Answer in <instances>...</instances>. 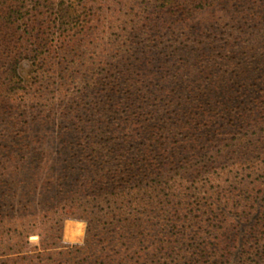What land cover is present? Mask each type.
Wrapping results in <instances>:
<instances>
[{
	"label": "trees",
	"instance_id": "obj_1",
	"mask_svg": "<svg viewBox=\"0 0 264 264\" xmlns=\"http://www.w3.org/2000/svg\"><path fill=\"white\" fill-rule=\"evenodd\" d=\"M160 1L106 41L61 5L74 33L51 62L36 6L0 0L1 264H264V188L246 187L264 168V5ZM23 58L41 59L26 79Z\"/></svg>",
	"mask_w": 264,
	"mask_h": 264
},
{
	"label": "rangeland",
	"instance_id": "obj_2",
	"mask_svg": "<svg viewBox=\"0 0 264 264\" xmlns=\"http://www.w3.org/2000/svg\"><path fill=\"white\" fill-rule=\"evenodd\" d=\"M16 5L22 6L24 17L27 16V9L31 8L32 5L36 6L35 19L32 24L33 26L28 27V30L29 32L31 31V34L33 33L37 35L39 41H47L48 47L51 49V55L46 57H48L49 61L56 62L60 59L62 60L65 52V50L61 48L60 43L61 39L64 37L63 35L69 34L72 36L74 33V30H69V27H67V31L66 29L64 30L61 28L59 19L57 18V10L61 7V5L73 11V17L80 22L78 25L85 24L84 28H90L86 30L88 33H91L93 38L98 37L97 39L101 38L106 41L109 38L111 39L116 37V35L121 32L124 23L129 22L126 15L131 14V9H135L133 13H137L138 9L135 8L137 7L136 5L162 4L160 0H16ZM235 5H264V0H240L239 3ZM133 20L137 22L138 17H134ZM24 25L25 23L22 20H19L15 27L18 31L16 36L18 37L16 38L18 44L21 40L19 35L23 34L24 36V34H27L23 33V30L25 29ZM110 25L112 28L109 30ZM95 27H97L98 30H96ZM80 37H83V35L80 34ZM24 46L25 45H22L23 48ZM27 47L30 50L32 49L30 45ZM0 67L5 69L6 65H0ZM35 67H41V59L39 63L34 66L29 58H23L19 61L18 72L26 79ZM233 172L234 170L230 171L229 174L232 175ZM246 180L248 182V185L246 186L248 189L255 188V190L251 193V196L256 195L260 189L264 188V168L247 174ZM229 181L233 180H224L222 178V181L212 182L211 185L216 186L218 183H221V186H223L224 184L229 183ZM60 222L58 234L60 235L63 243L71 245L81 243L83 241L86 230L85 221L75 218H65ZM38 240L39 236L36 233H30L27 237L28 249L32 246L38 245ZM14 251L15 249H11L9 246L0 249V260H3L5 257L10 255H15ZM24 252L25 251H23V253Z\"/></svg>",
	"mask_w": 264,
	"mask_h": 264
}]
</instances>
